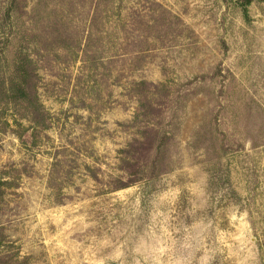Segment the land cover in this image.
Wrapping results in <instances>:
<instances>
[{
	"label": "rangeland",
	"instance_id": "obj_1",
	"mask_svg": "<svg viewBox=\"0 0 264 264\" xmlns=\"http://www.w3.org/2000/svg\"><path fill=\"white\" fill-rule=\"evenodd\" d=\"M239 4L0 0V83L31 61L44 121L0 101V264H264V0Z\"/></svg>",
	"mask_w": 264,
	"mask_h": 264
},
{
	"label": "trees",
	"instance_id": "obj_2",
	"mask_svg": "<svg viewBox=\"0 0 264 264\" xmlns=\"http://www.w3.org/2000/svg\"><path fill=\"white\" fill-rule=\"evenodd\" d=\"M240 6L242 7L243 14L246 15V7L249 6L253 1L255 0H239ZM31 65V61L25 58V60L20 59L19 64L15 66L13 70V77L8 81L9 84L6 85L4 83H0V101L3 100V98L7 102H11L15 105H19L24 107L25 114L28 113V117L30 115L31 121L38 124L43 125V115H42V107L38 103L35 93V85H34V69ZM145 85L144 82H140L137 84V86ZM136 86V87H137ZM141 95H143V98H146L145 96V90H138ZM140 102L142 100L140 99ZM148 113H144V118ZM146 127V126H145ZM143 132H139L140 139L141 137L145 136L147 138L145 130L147 128H143ZM163 138L166 136L163 135ZM134 144L137 143V140L134 139ZM163 142H161L162 144ZM133 144H131L132 146ZM161 145L157 144L156 146V153L155 158L160 153ZM7 184V183H6Z\"/></svg>",
	"mask_w": 264,
	"mask_h": 264
}]
</instances>
